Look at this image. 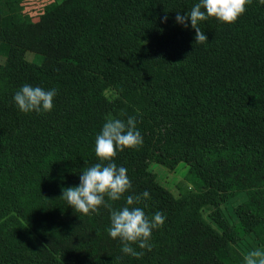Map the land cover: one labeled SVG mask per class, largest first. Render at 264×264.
Returning a JSON list of instances; mask_svg holds the SVG:
<instances>
[{
	"label": "trees",
	"instance_id": "16d2710c",
	"mask_svg": "<svg viewBox=\"0 0 264 264\" xmlns=\"http://www.w3.org/2000/svg\"><path fill=\"white\" fill-rule=\"evenodd\" d=\"M24 1L0 0V264H87L55 240L62 189L99 162L95 141L109 118L142 111L163 134L154 144L142 134V146L113 163H182L194 188L161 212L154 253L135 263L190 242L192 261L240 264L209 230L206 241L183 228L203 225V209L230 241L253 235L264 247V5L252 0L233 25L201 22L207 41L195 44L176 12L199 0H53L38 23L22 13ZM24 84L56 89L52 111H19L13 97ZM238 191L245 199L229 228L220 207Z\"/></svg>",
	"mask_w": 264,
	"mask_h": 264
},
{
	"label": "clouds",
	"instance_id": "9594fccd",
	"mask_svg": "<svg viewBox=\"0 0 264 264\" xmlns=\"http://www.w3.org/2000/svg\"><path fill=\"white\" fill-rule=\"evenodd\" d=\"M251 3L252 0H199L186 14L176 12V23L186 28L190 20L191 28L195 31V44H203L207 41V36L199 27L201 22L211 18L221 24L233 25L245 14ZM259 3L264 5V0H259ZM166 21L167 16L164 18V22ZM56 95V89L45 90L24 84L13 99L22 113L40 114L52 111ZM142 144L143 138L137 129L135 117L129 116L126 121L109 118L95 141V154L99 162L80 174L79 186L62 189L61 197L74 212L85 216L98 215L101 207L107 208L110 212L109 236L120 241L121 251L125 255L136 258H140L144 252H137L135 247L152 250L153 230L161 228L166 217L157 211L150 219L138 206L150 198L148 191L139 195H125L130 193L132 183L127 176V169L118 167L113 160L118 151L138 149ZM122 198L126 201L125 206L113 209L111 202ZM244 264H264V250L257 248L250 251L244 257Z\"/></svg>",
	"mask_w": 264,
	"mask_h": 264
},
{
	"label": "rangeland",
	"instance_id": "374dc122",
	"mask_svg": "<svg viewBox=\"0 0 264 264\" xmlns=\"http://www.w3.org/2000/svg\"><path fill=\"white\" fill-rule=\"evenodd\" d=\"M53 0H26L22 4V13L27 16L33 23H38L41 20L45 8L52 3ZM30 59V56L27 57ZM5 59L0 56V68L4 64ZM111 96H115L110 89L104 93V97L112 99ZM137 129L140 134L144 135L150 143H156L159 140L160 135L164 130H160L157 127L149 129L153 122V117L148 112L142 111L135 114ZM127 163V176L132 183V189L129 194L139 195L144 191L150 193V198L142 201L138 206L141 207L145 214L151 219L157 212H162L167 208L170 202L187 192L193 191V184L190 182L188 176V168L185 164L180 163L175 169L167 170L161 165H158L153 160L138 161L134 164ZM145 171L144 174H139L140 170ZM80 183H78L79 186ZM245 199L244 192H234L228 199H225L221 204L220 210L223 217L228 222V227L237 222L235 216L236 207L242 203ZM113 209H120L125 206L126 201L122 198L119 201L111 202ZM60 218H55L57 231L59 236L55 239L57 244L61 246L60 250L63 252L72 251L79 258L84 259L87 264H91L93 260L107 261L110 264H136V257L131 255H125L121 251L122 245L120 241L113 240L109 234L108 229L110 227V212L107 208L101 207L99 214H93L91 216H85L78 212H74L73 208L69 207L67 202L63 203L61 208ZM188 213V212H186ZM185 213V217L187 214ZM208 209H203L198 213L199 218L204 222L203 225L195 224L194 227L187 226V220H183V228L197 240H209L206 239V230L210 231L211 236L217 238L218 245H225L228 253L236 256V254L243 260H235L240 264H244V257L254 249L264 250V247L259 244L253 235H246L242 238H237L234 241H230L226 235L209 220ZM187 223V224H186ZM191 227V228H189ZM155 234L152 233L151 243L153 245L151 251L141 250L135 247L137 252L143 251L142 256H150L154 253V240ZM170 241V240H169ZM190 245L168 243L165 246L164 257L155 264H211L208 256L199 255L194 261L190 259L196 252L191 249ZM61 252V251H60ZM236 253V254H234Z\"/></svg>",
	"mask_w": 264,
	"mask_h": 264
}]
</instances>
